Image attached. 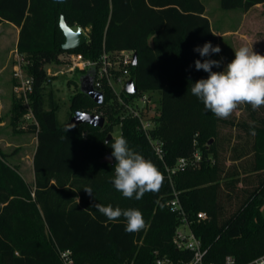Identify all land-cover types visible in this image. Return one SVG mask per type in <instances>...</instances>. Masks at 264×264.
Returning a JSON list of instances; mask_svg holds the SVG:
<instances>
[{
	"label": "trees",
	"instance_id": "trees-1",
	"mask_svg": "<svg viewBox=\"0 0 264 264\" xmlns=\"http://www.w3.org/2000/svg\"><path fill=\"white\" fill-rule=\"evenodd\" d=\"M263 3L220 0L223 9L243 11ZM205 11L202 0H0V24L20 29L17 50L25 73L33 78L29 97L37 121L30 123L37 139L33 188L0 151V264H63L59 250L64 249L72 250L75 264H153L156 251L174 255L172 237L180 218L168 206L173 189L208 249V262L222 264L232 254L237 264H246L264 254V106L253 110L242 105L245 117L219 119L191 94L192 84L208 77L195 69V61L216 60V54L201 57L193 51L206 42L217 43ZM62 15L70 27L89 29L85 44L62 48ZM121 49L137 54L131 66L137 94L161 92L150 115V135L162 141L164 160L138 128V118L125 114L107 85L102 104L80 91L71 100L74 112L102 113L103 128L73 126L71 115L63 122L58 118L60 105L47 89L51 78L46 66L59 63L65 54L97 59L104 50ZM127 95L134 94L123 91ZM116 124L129 147L151 160L164 177L157 192L140 200L115 189V158L113 164L101 161L112 153V139L106 137ZM84 130H89L86 139ZM179 158L187 164L170 179L166 166L172 168ZM85 188L92 189V196ZM95 203L137 209L146 227L128 233L123 216L109 221ZM200 210L208 216L198 221Z\"/></svg>",
	"mask_w": 264,
	"mask_h": 264
},
{
	"label": "rangeland",
	"instance_id": "rangeland-1",
	"mask_svg": "<svg viewBox=\"0 0 264 264\" xmlns=\"http://www.w3.org/2000/svg\"><path fill=\"white\" fill-rule=\"evenodd\" d=\"M202 2L216 35V46L221 48V52L216 54V60L221 61L216 71H223L234 59V50L243 45L253 47L255 52L264 55V3L243 11L240 8L223 9L220 0ZM77 27L76 25L74 29ZM88 30L84 29L86 33ZM16 36V27L5 22L0 25V64H6L5 70L0 74V151L33 188L35 176L32 165L36 134L30 130L32 120L25 117L27 101L17 97L14 92L16 83L14 70L19 60H22L16 50ZM71 57L72 53L62 55L59 63L53 62L46 66L47 74L51 78L47 83V89L53 90L58 100L60 107L57 115L61 122L66 121L70 115L73 116L72 96L80 90V74L77 73V68L73 67ZM160 97V91L153 92L154 112L159 105ZM245 116L246 114L238 108L229 118L237 121ZM117 126L118 124L113 128V136L118 135ZM235 132L237 130L233 131ZM88 134L89 130H84L81 136L86 139Z\"/></svg>",
	"mask_w": 264,
	"mask_h": 264
},
{
	"label": "clouds",
	"instance_id": "clouds-1",
	"mask_svg": "<svg viewBox=\"0 0 264 264\" xmlns=\"http://www.w3.org/2000/svg\"><path fill=\"white\" fill-rule=\"evenodd\" d=\"M54 3H64V0H54ZM193 51L201 57H209L219 54L221 48L206 42ZM220 65L221 61L213 59L195 61V69L207 72L208 77L192 84L191 94L203 103L206 110L219 119H228L242 105H250L253 110L264 106V55L255 52L253 47L243 45L234 50V59L223 71H212L213 67L219 68ZM111 148V156L116 161L111 182L123 197L140 200L145 193H155L160 189L164 179L162 173L151 160L132 150L122 135L112 138ZM84 191L92 196L91 188ZM93 207L109 221L123 216L128 233L146 227L143 215L137 209L124 210L100 203H95Z\"/></svg>",
	"mask_w": 264,
	"mask_h": 264
},
{
	"label": "built area",
	"instance_id": "built-area-1",
	"mask_svg": "<svg viewBox=\"0 0 264 264\" xmlns=\"http://www.w3.org/2000/svg\"><path fill=\"white\" fill-rule=\"evenodd\" d=\"M133 56L134 52L129 49L111 52L104 50L97 59L85 58L80 53H72L71 60L73 67L79 70L87 71L90 68H95V87L103 91V87L107 85L115 93L116 100L123 106L122 108L125 114L133 118H138V128L146 135L156 155L161 160H164L165 152L162 147V141L152 138L150 135V129L154 126V121L150 117L151 112H153V97L151 93L143 92L137 94L136 91L133 93V96L130 93L128 94L131 96H123L126 82L130 78H133L131 75ZM22 63H24L23 58L21 61L19 60L14 70L16 80L14 92L17 97L20 99L24 98L27 101L26 119L32 120L31 122H37L29 97V94L33 90V78L24 73ZM143 113H146V115ZM120 115L122 118L125 116L124 114ZM117 128L120 131V124H118ZM119 135L120 132H118L117 136ZM194 157L198 160L199 154L196 152ZM186 164L187 160L185 158H179L172 168L166 166L170 179L172 173H175L176 170L183 169ZM168 206L170 211L174 212L180 218L179 225L175 228L172 237V246L176 252L174 255H169L160 254L156 251L153 264H215L213 261H207L208 249L203 246L201 238L194 232L192 228L193 220L190 219L175 189L172 191V197L168 201ZM207 216L206 211L200 210L197 212L196 219L198 221L204 220ZM59 255L63 264H75L72 250H59ZM222 264H237V260L234 255L226 254L222 260ZM246 264H264V254L250 260Z\"/></svg>",
	"mask_w": 264,
	"mask_h": 264
},
{
	"label": "water",
	"instance_id": "water-1",
	"mask_svg": "<svg viewBox=\"0 0 264 264\" xmlns=\"http://www.w3.org/2000/svg\"><path fill=\"white\" fill-rule=\"evenodd\" d=\"M59 25L65 36V41L62 44V48L64 50L76 49L87 42L88 34L84 31V29L81 26H78L76 29L70 27L64 15L60 17ZM136 63L137 54L134 53L133 65H135ZM95 74V68H90L79 75V91L84 95L88 96L94 103L102 104L104 101V92L95 87ZM124 90L125 92L130 94H133L137 91V86L133 78H130L126 82ZM70 122L73 126H77L79 124H90L103 128L106 123V118L105 116L96 113L75 111L73 116L70 118ZM112 137V133H108L106 141H109L110 139H112ZM101 161L109 164L114 163V160L110 153H107L101 159Z\"/></svg>",
	"mask_w": 264,
	"mask_h": 264
},
{
	"label": "crops",
	"instance_id": "crops-1",
	"mask_svg": "<svg viewBox=\"0 0 264 264\" xmlns=\"http://www.w3.org/2000/svg\"><path fill=\"white\" fill-rule=\"evenodd\" d=\"M257 5H259V4H257ZM211 22V21H210ZM4 22H2L1 24H3ZM5 23H8V24H10V25H13L14 27H16V29H17V36H16V50H17V41H18V37H19V27H17L16 25H14V24H12V23H9V22H5ZM0 24V25H1ZM18 51V50H17ZM5 65L6 64H0V74L5 70ZM36 144H37V139H36ZM35 147H36V145H35ZM34 151H35V149H34ZM33 154H34V152H33ZM33 166V165H32ZM34 170V169H33Z\"/></svg>",
	"mask_w": 264,
	"mask_h": 264
}]
</instances>
